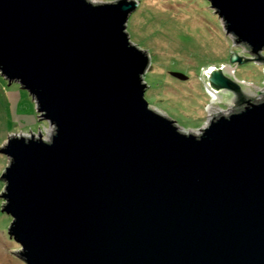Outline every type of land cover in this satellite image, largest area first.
<instances>
[{"label": "water", "instance_id": "water-1", "mask_svg": "<svg viewBox=\"0 0 264 264\" xmlns=\"http://www.w3.org/2000/svg\"><path fill=\"white\" fill-rule=\"evenodd\" d=\"M262 59L264 0H209ZM137 0H0V73L55 125L12 136L2 210L28 264H264V99L187 133L150 107Z\"/></svg>", "mask_w": 264, "mask_h": 264}, {"label": "rangeland", "instance_id": "rangeland-1", "mask_svg": "<svg viewBox=\"0 0 264 264\" xmlns=\"http://www.w3.org/2000/svg\"><path fill=\"white\" fill-rule=\"evenodd\" d=\"M137 1L126 31L131 42L150 56L144 82L151 108L176 121L182 131L197 134L213 117L241 110L244 103L238 92L223 89L215 96L210 93L208 75L213 68H222L254 102L264 99V60L231 63L232 53L251 58L256 54L245 43L235 42L236 36L227 32L224 19L209 0ZM259 53L264 55V48ZM40 114L31 93L18 82L9 84L0 73V148L15 135L38 137L42 133L51 141L55 125ZM10 160L0 151V194L6 186L1 175ZM4 203L0 195V264H28L18 252L22 245L9 234L13 217L2 210Z\"/></svg>", "mask_w": 264, "mask_h": 264}, {"label": "trees", "instance_id": "trees-1", "mask_svg": "<svg viewBox=\"0 0 264 264\" xmlns=\"http://www.w3.org/2000/svg\"><path fill=\"white\" fill-rule=\"evenodd\" d=\"M169 20V19H168ZM238 99H239V101H242L244 98H246V96L244 95V94H241V92L239 91L238 92Z\"/></svg>", "mask_w": 264, "mask_h": 264}, {"label": "bare ground", "instance_id": "bare-ground-1", "mask_svg": "<svg viewBox=\"0 0 264 264\" xmlns=\"http://www.w3.org/2000/svg\"><path fill=\"white\" fill-rule=\"evenodd\" d=\"M210 93L215 96V94H217V91L210 89ZM220 111H224V110H220ZM211 114H214V112Z\"/></svg>", "mask_w": 264, "mask_h": 264}]
</instances>
